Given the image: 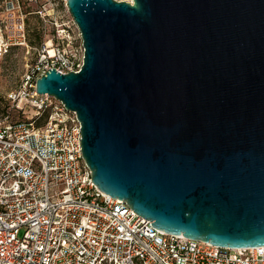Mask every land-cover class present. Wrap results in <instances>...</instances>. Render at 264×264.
I'll return each mask as SVG.
<instances>
[{
  "label": "water",
  "instance_id": "1",
  "mask_svg": "<svg viewBox=\"0 0 264 264\" xmlns=\"http://www.w3.org/2000/svg\"><path fill=\"white\" fill-rule=\"evenodd\" d=\"M77 71L36 91L75 111L91 177L154 227L264 245V0H66Z\"/></svg>",
  "mask_w": 264,
  "mask_h": 264
},
{
  "label": "built area",
  "instance_id": "2",
  "mask_svg": "<svg viewBox=\"0 0 264 264\" xmlns=\"http://www.w3.org/2000/svg\"><path fill=\"white\" fill-rule=\"evenodd\" d=\"M29 5L43 20L58 8L57 0H0V51L29 47ZM71 20L80 51L67 25L55 24L2 96L0 264H264V245L230 248L166 232L93 182L76 112L35 84L50 67L80 69L82 40Z\"/></svg>",
  "mask_w": 264,
  "mask_h": 264
},
{
  "label": "rangeland",
  "instance_id": "3",
  "mask_svg": "<svg viewBox=\"0 0 264 264\" xmlns=\"http://www.w3.org/2000/svg\"><path fill=\"white\" fill-rule=\"evenodd\" d=\"M57 4L56 14L48 20H43L40 14L33 12L36 8L35 5L27 6L26 28L29 47L11 46L6 50L2 48L0 51V112L5 108L2 96L18 86L22 74L27 66L37 59L40 46L55 24L64 23L67 25L72 36L71 45L76 52L80 51L81 42L65 5V0H57Z\"/></svg>",
  "mask_w": 264,
  "mask_h": 264
}]
</instances>
